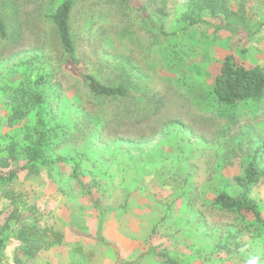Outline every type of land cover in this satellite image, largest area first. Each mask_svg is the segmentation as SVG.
Instances as JSON below:
<instances>
[{"label":"rangeland","instance_id":"1","mask_svg":"<svg viewBox=\"0 0 264 264\" xmlns=\"http://www.w3.org/2000/svg\"><path fill=\"white\" fill-rule=\"evenodd\" d=\"M224 1L237 19L218 28L201 0H77L74 65L51 19L61 0H0V155L16 149L0 165L2 264H264V225L216 203L240 194L235 179L264 146V95L226 108L212 94L227 54L264 70V0ZM87 73L128 95H94ZM40 128L56 130L43 148L56 161L30 166ZM260 156L250 197L264 218ZM33 226L60 241L24 253Z\"/></svg>","mask_w":264,"mask_h":264},{"label":"trees","instance_id":"2","mask_svg":"<svg viewBox=\"0 0 264 264\" xmlns=\"http://www.w3.org/2000/svg\"><path fill=\"white\" fill-rule=\"evenodd\" d=\"M75 1L77 0H61L52 14L51 19L65 58L70 63L77 65L79 63V57L70 27L71 8ZM119 1L128 3L130 0ZM201 4V7L205 8L212 16L221 17V21L224 24H220L218 28L223 27V25L229 26L236 23L238 12L230 10L224 0H201ZM193 22L195 23V21L191 20L190 23ZM0 36L2 38L7 37L6 26L1 16ZM44 80L45 78H43V80L37 79L36 84ZM84 82L88 90L97 96L125 98L128 95V89L123 84H105L88 73L84 74ZM212 94L219 107H235L239 104L257 101L264 95V70L257 65L247 66L240 63L235 60L232 54H227L223 58L219 71L214 77ZM30 99L36 104H40L43 100L42 92L36 89L31 93ZM15 115H18L17 112ZM43 123L41 119L38 120L40 127L44 126ZM55 131V129H52L51 132H48L43 128L38 130L35 140L26 147L27 162L30 166L35 165L38 161H40V163L56 161V159L48 160L43 157L44 146L50 143L53 137L57 136ZM263 147V145H260L255 149L245 168L244 175L242 177H236L235 179L241 189L240 194L231 196L222 192L218 194L216 203L222 211L227 213H250L256 222L264 225V218L261 214L259 205L250 197L252 187L259 181L261 175H263V170L259 166V158L261 157L260 155ZM15 150L14 143L7 146V156L0 155L1 166L9 165V159H16ZM75 168L74 171H76ZM16 171L17 169H14L11 170L10 173L14 174ZM9 177H11V175ZM30 230L34 236H24L28 245L24 253L30 256L34 255L43 244H46V242L42 244V242L45 241V237L50 235L54 240L60 241V234L51 229H40L33 226ZM2 247L3 238H0V252ZM14 261L16 264H21V259H19L18 256H15ZM0 264H2L1 258ZM165 264L178 263L174 260L166 259Z\"/></svg>","mask_w":264,"mask_h":264},{"label":"clouds","instance_id":"3","mask_svg":"<svg viewBox=\"0 0 264 264\" xmlns=\"http://www.w3.org/2000/svg\"><path fill=\"white\" fill-rule=\"evenodd\" d=\"M246 264H260V260L258 256H248L246 259Z\"/></svg>","mask_w":264,"mask_h":264}]
</instances>
